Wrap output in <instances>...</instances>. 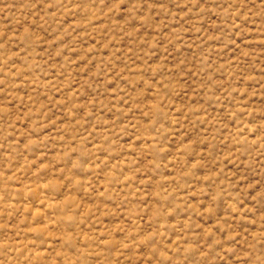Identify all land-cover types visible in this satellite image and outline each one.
<instances>
[{
  "label": "rangeland",
  "instance_id": "1",
  "mask_svg": "<svg viewBox=\"0 0 264 264\" xmlns=\"http://www.w3.org/2000/svg\"><path fill=\"white\" fill-rule=\"evenodd\" d=\"M0 264H264V0H0Z\"/></svg>",
  "mask_w": 264,
  "mask_h": 264
}]
</instances>
